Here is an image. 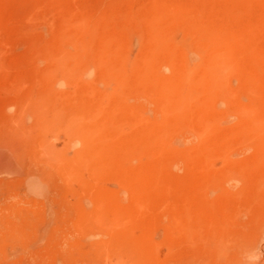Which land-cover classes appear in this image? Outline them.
<instances>
[{
  "label": "rangeland",
  "instance_id": "374dc122",
  "mask_svg": "<svg viewBox=\"0 0 264 264\" xmlns=\"http://www.w3.org/2000/svg\"><path fill=\"white\" fill-rule=\"evenodd\" d=\"M214 36L256 58L209 106L180 71ZM258 123L264 0H0V264H264Z\"/></svg>",
  "mask_w": 264,
  "mask_h": 264
},
{
  "label": "bare ground",
  "instance_id": "6f19581e",
  "mask_svg": "<svg viewBox=\"0 0 264 264\" xmlns=\"http://www.w3.org/2000/svg\"><path fill=\"white\" fill-rule=\"evenodd\" d=\"M212 38L210 37L209 41H206L205 43L199 42L194 47H188V49L184 51L185 53H184V56H182L183 57L182 60H183L185 67L180 71V73L186 77L192 74L191 68H194V67L195 68L204 67L205 69L209 71V75L202 77L201 79L202 82L200 81V86L204 85V87H207L209 89V92H208L209 100L207 102L209 106L212 104L211 102L212 98L217 93H220L217 90L216 86H221L222 83H224V80H223L224 75H222V70L223 68L225 69L231 68L229 67L231 66L230 61L231 59L237 57L236 52L241 51L245 53L250 58L249 60L256 58L255 52H254V50L256 49H254L255 47L251 44V42L249 43L248 41L245 42L243 40H233L227 43H223V42L221 43V41H219L220 42L219 43L218 39L215 40V36H214V39ZM218 45L219 46L225 45L224 47L226 51L221 53V51L219 50L220 51L219 52L217 49V47L219 48ZM157 46H166V45L165 43H159L157 44ZM205 50L207 51L205 52ZM166 66H172V67L174 66V61L172 58H169L167 60ZM195 87L196 86H192L191 88L182 87L178 85L175 81L169 80L165 82L164 84H162L159 88H157L156 94L160 97V100H162V107L164 110L177 112V111H181L183 104L193 99L194 97L193 90L195 89ZM263 126H264V123L255 124L254 129L252 130L254 139H256L258 142H261V143L264 142V138L262 136ZM211 128L213 127L211 124H209L205 130H208ZM262 152L263 150L260 149L259 153L263 154ZM204 200L205 199H203V201ZM208 200L209 199H207V202Z\"/></svg>",
  "mask_w": 264,
  "mask_h": 264
}]
</instances>
